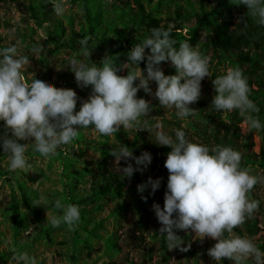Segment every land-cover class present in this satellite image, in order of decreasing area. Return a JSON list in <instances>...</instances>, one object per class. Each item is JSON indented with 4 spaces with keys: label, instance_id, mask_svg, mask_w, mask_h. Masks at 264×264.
Returning a JSON list of instances; mask_svg holds the SVG:
<instances>
[{
    "label": "rangeland",
    "instance_id": "rangeland-1",
    "mask_svg": "<svg viewBox=\"0 0 264 264\" xmlns=\"http://www.w3.org/2000/svg\"><path fill=\"white\" fill-rule=\"evenodd\" d=\"M60 2L64 7L62 15L54 12L53 0H0V47L15 44L20 54L29 57V63L22 69L26 81L37 76L57 87L74 89L78 97L75 111H78L91 94V86L78 85L66 64L67 58L79 56L80 46L74 43V34H87L92 26L97 38H114L122 45V49L112 55L118 65L128 61L127 53L135 43L151 34L146 26L139 24L136 0ZM142 2L146 12L160 20L161 25L177 29L179 43L190 38L203 14L214 13L210 18L215 20L223 9L220 2L231 5L237 22L240 21V11L250 14H247V6L239 4V0ZM33 6L38 9L37 16L33 15ZM212 35V26L205 23L201 38L194 46L209 57V70L213 74L201 81V96L190 105L195 109L191 115L178 118L174 108L160 106L154 95L140 89L137 97L147 99L152 110L147 116H141L139 123L132 128L121 126L110 136L96 132L91 126L81 129L70 143L60 146L55 155L47 158L29 146L26 156L31 167L27 170H10L8 156L1 154L0 150V264H16L13 254L20 251L34 257L36 264H217L207 251L216 241L210 237L200 238L191 229L176 230L184 246L190 245L188 251L169 250L167 245L163 248L165 238L159 234L161 224L152 205L159 203L163 207L164 204L169 176L164 166L167 152L160 151L163 146L155 143V136L146 130L159 123L163 130L174 135V129L182 128L188 139L209 147L218 145L212 135L223 137L228 132V137L232 138L230 146L242 155L241 165L264 177L261 156L264 127L250 129L239 110H209L216 95L212 81L227 68L240 66L238 55L242 50L249 52L251 58L243 68L251 85L250 99L259 109L254 115L264 124V43L259 47L251 43L240 50L216 53L212 49ZM62 42L74 45L56 48ZM34 45L42 49L38 55L31 50ZM105 56L92 51L90 59L99 64ZM139 67L142 70L146 68V59L139 63ZM161 67L166 75L176 74L170 61L161 62ZM127 72L128 69L124 68L120 74L126 75ZM150 87L154 93L157 85L151 82ZM3 123L0 121V133L4 132ZM234 134L239 138L236 139ZM33 140L34 137H30L20 142L31 143ZM134 142L141 153L145 150L151 153L152 161L143 172L136 171L129 179L118 169L115 157L101 149L99 144ZM246 144H251V147L248 149ZM125 163L121 160L119 166L123 167ZM132 163L135 166V162ZM152 166L156 169L152 170ZM104 173H117L122 179L107 181ZM149 177L161 178L160 187L154 194H150V186L140 193L137 185L145 183ZM142 196L147 199H142ZM25 197L29 203L25 202ZM249 198L259 201V208L233 231L252 237L257 247L264 250V180L253 187ZM57 199L65 205L79 206L80 220L74 228L69 229L64 224L53 227L47 220V214L49 218L61 214L62 210L54 207ZM38 201L41 205H35ZM14 213L17 214L15 222L12 219ZM220 264L233 262L223 258ZM247 264H252V261Z\"/></svg>",
    "mask_w": 264,
    "mask_h": 264
},
{
    "label": "clouds",
    "instance_id": "clouds-1",
    "mask_svg": "<svg viewBox=\"0 0 264 264\" xmlns=\"http://www.w3.org/2000/svg\"><path fill=\"white\" fill-rule=\"evenodd\" d=\"M239 4L247 6V14L264 26V0H239ZM53 10L57 15L63 14L60 0H53ZM246 26L247 21H244ZM150 32V36L128 51V61L122 65L110 55L103 57L99 64L94 63L90 59L89 38L78 41L79 56L67 58L66 64L78 85L91 86V94L78 111H75L78 97L74 89L57 87L37 76L26 81L22 69L29 63V57L20 54L15 44L0 47V121L4 122L0 148L8 156L9 169L31 167L26 156L29 146L47 158L55 155L60 146L70 143L81 129L91 126L96 132L110 136L121 126L134 127L141 116H147L152 110L147 99L137 97L140 89L154 95L160 106L174 108L178 118L191 115L195 109L190 105L201 96V81L213 74L209 70V57L187 41L177 47L170 27H152ZM146 49L150 53H146ZM31 50L38 55L42 49L34 45ZM145 59L146 68L142 70L139 63ZM163 61H170L176 74L166 75L161 67ZM124 68L128 72L121 75ZM151 82L157 85L154 93ZM212 83L216 95L210 111L239 110L250 129L264 127L254 115L259 109L250 99L248 78L241 67L227 68L223 74L216 75ZM146 130L155 136V143L171 148L164 165L169 172L164 204L163 207L159 203L152 205L161 224L159 234L165 238L167 248L188 251L190 245L184 246L176 230L191 229L200 238L210 237L216 241L207 251L217 264L223 258L233 264H247L249 260L252 264H264V250L257 247L254 239L233 231L258 210L259 201L250 199L249 193L264 177L242 166L240 151L230 145L209 147L194 142L182 128L174 129V135H170L159 123ZM30 137H34L31 143L20 142ZM129 149L120 143L110 153L120 172L130 179L134 172H143L150 165L152 155L145 150L136 156ZM121 160L126 162L123 167L119 166ZM160 183L161 178L149 177L145 183L137 185V190L143 193L150 186V194H154ZM142 199L147 197L142 196ZM35 205L41 204L38 201ZM54 207L62 211L50 218L47 214L53 227L64 224L72 229L77 226L78 205H65L57 199ZM13 259L16 264H36L35 258L26 251L14 253Z\"/></svg>",
    "mask_w": 264,
    "mask_h": 264
},
{
    "label": "trees",
    "instance_id": "trees-1",
    "mask_svg": "<svg viewBox=\"0 0 264 264\" xmlns=\"http://www.w3.org/2000/svg\"><path fill=\"white\" fill-rule=\"evenodd\" d=\"M139 8V21L140 25H144L147 27L148 31L150 32V29L152 27H158L161 26V21L157 18H154L150 13H147L144 7V4L142 0H136ZM220 5L223 7V9L218 13V17L215 20H211L210 16H212L214 13H205L203 14L202 18L200 19L199 25L197 28L191 31L190 38L186 41L189 42L192 46H195L199 39L201 38V34L204 30L205 23H210V25L213 28V35L211 38V44L212 49L216 53H229L232 50H240L242 46H249L251 43H254L256 46H260V44L264 43V26L258 25L255 22V19L251 16V14L246 15L243 11H240L238 13L240 17V22L238 24L234 14L231 11V5L226 2H220ZM33 11V15H38V9L36 7H31ZM242 18V19H241ZM244 21H247V26L244 27ZM165 28H168V26H165ZM151 34V32H150ZM75 39L74 43H78V41L81 38L87 37L89 38V49L98 52L105 55H115L118 53L119 50L122 49V45L116 41L114 38H97L94 34V28L91 26L89 33L82 34V33H75L74 34ZM171 36L177 41V47L179 46L178 42V32L176 28H171ZM74 43L69 42H62L56 46V48L61 47H73ZM80 46V45H79ZM147 52H149V49H146ZM239 62L240 66L243 70V65L246 62H251L250 54L249 52H244L242 50L239 51ZM247 73L246 70H244V74ZM249 87L251 89L250 81L248 80ZM229 131V130H228ZM213 141H215L218 145L220 144H227L231 145L232 138L228 137V132L223 136L220 137L218 134H214L211 136ZM234 137L236 139L239 138L237 134H234ZM248 140H251V136H247ZM130 149V151L133 152L134 155L138 156L141 154L139 147L137 146V143L134 142L133 144H125ZM100 148L108 151L110 153L111 149L117 147L116 144H107V143H101L99 144ZM246 147L249 149L251 147V144H246ZM1 154L2 148H0ZM160 151L162 152H169L171 151L170 146H163L160 148ZM111 155V153H110ZM262 159L264 161V150L262 151ZM156 167L152 166V170H155ZM105 180L107 181H114L119 180L121 181L122 176L117 173H104L103 174ZM34 180V179H33ZM25 202L29 203V200L25 197ZM13 221L15 222L17 220V214H13ZM250 227H254V225H250ZM163 248H166V242L163 240Z\"/></svg>",
    "mask_w": 264,
    "mask_h": 264
}]
</instances>
